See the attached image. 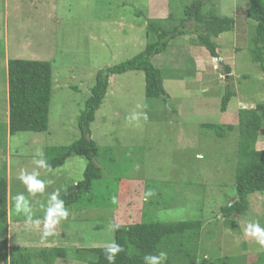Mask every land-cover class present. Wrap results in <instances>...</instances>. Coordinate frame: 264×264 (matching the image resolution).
Listing matches in <instances>:
<instances>
[{"label":"rangeland","instance_id":"rangeland-1","mask_svg":"<svg viewBox=\"0 0 264 264\" xmlns=\"http://www.w3.org/2000/svg\"><path fill=\"white\" fill-rule=\"evenodd\" d=\"M192 2L0 0V176L8 175L12 212L23 219L26 217L17 214L14 206L18 193L24 192L29 199L33 219H41L47 193L59 189L62 199L84 178L88 159L83 156H73L55 169H38L41 179L53 181L44 196H29L18 175L21 169L32 172L36 167L32 159L37 148L43 150L47 161L49 148L71 145L81 136L79 117L98 72L133 58L155 41L156 34L148 33L146 19H161L168 30L183 23L187 31L152 57L162 70L168 102L147 97L144 71L110 78L107 95L91 124L92 138L99 147L96 162L104 177L92 192L82 195L81 203L65 206L69 217L55 228L57 235L63 232L67 238L57 237L54 244L68 247L71 256L44 264H88L73 257L76 248L112 245L116 224L147 220L202 219L199 264H214L217 258L228 256L252 262L264 251L244 234L250 221L258 220L264 227V194L251 195L250 210L235 217L234 228L225 225L220 211L237 195L234 176L239 111L264 102V71L254 60L250 44L249 0L207 1L208 8L216 7L222 15L237 19L233 30L212 37L218 57L200 44L195 23L183 22L185 6ZM200 31L208 33L204 27ZM5 54L8 59L51 62L53 94L47 132L7 133ZM228 86L235 96L222 112ZM134 112L146 113L147 121L141 116L139 122H130ZM206 124L234 129L220 137ZM259 134L257 148L264 149V127ZM197 154L203 159H197ZM149 190L155 194L145 200ZM12 233L9 246L35 247L44 241L30 229L24 235L17 229Z\"/></svg>","mask_w":264,"mask_h":264},{"label":"trees","instance_id":"trees-1","mask_svg":"<svg viewBox=\"0 0 264 264\" xmlns=\"http://www.w3.org/2000/svg\"><path fill=\"white\" fill-rule=\"evenodd\" d=\"M207 1L193 0L192 3L187 4L186 18L183 22H194L196 30L198 29L200 44L206 46L214 57H218V47L212 41V37L233 30L237 19L222 15L216 7L208 8ZM137 14L142 15L140 12ZM171 15L167 18L171 19ZM248 17L251 19L252 55L264 71V0H249ZM146 20L148 33L156 34L155 41L149 42L147 48L133 58L98 72L96 82L91 88V95L79 117L81 136L71 145L48 149L50 157L47 163L51 169L63 166L73 156H83L88 159L84 178L74 183L62 196L67 207H72L77 202L81 203L82 195L92 192L96 182L104 177L103 168L96 162L99 147L92 138L91 124L107 95L110 78L115 74L141 70L146 75L148 98H161L164 102H168L170 98L162 70L153 63L152 57L163 53L171 40L186 34L187 31L183 23L179 28L168 30L164 28L161 19ZM201 27H204L208 33L201 32ZM226 68L230 69V67ZM8 83L11 135L23 131L47 132L50 126L53 94L51 62L9 59ZM234 96L235 92L228 86V91L222 99V112L227 111ZM204 126L214 130L220 137H225L234 129L231 125ZM263 127L264 102L259 103L256 108L240 109L234 176L237 195L220 207L225 225L230 228H234L236 216L246 215L250 210L251 195L255 192L264 194V149L257 148L259 132ZM9 190L8 175L0 176V264H44L43 262H54L57 258L71 256L72 253H69V248L65 246L51 248L9 246ZM13 217L18 218L14 214ZM116 225L119 227H115L114 244H118L122 250L116 255L115 264H144L145 255H158L161 251L167 254L164 264H199V250L204 229L202 219L168 222L147 220L131 225ZM107 247L76 248L73 257L87 261L88 264H109L105 252ZM214 264H264V251L257 253V258L252 262L248 259L240 261L238 257L228 256L217 258Z\"/></svg>","mask_w":264,"mask_h":264},{"label":"clouds","instance_id":"clouds-1","mask_svg":"<svg viewBox=\"0 0 264 264\" xmlns=\"http://www.w3.org/2000/svg\"><path fill=\"white\" fill-rule=\"evenodd\" d=\"M141 116L143 117V120L147 121L148 117L146 113L139 114L135 112L129 117V121L139 122ZM197 159H203L202 154H197ZM32 164L36 166L33 171L28 172L26 169H21L18 179L25 186L29 196L36 197L37 194L44 196L46 194V188L50 186L53 181L51 179L44 180L40 178V172L38 169H51V166L44 159V152L41 148L36 149L32 159ZM154 194L155 193L152 190H149L144 194L145 200ZM14 202L16 213H22L26 217V224L37 227H39L41 223L43 224L42 238L54 235L56 226L62 220H67L69 217V211L65 207L64 201L60 198L59 189L51 193H47V204L41 205L44 209V216L42 220L33 219L32 206L29 199L26 198L24 192L18 193L14 197ZM112 202L114 204L117 203V198L115 196L112 197ZM114 227L118 228L119 225H115ZM244 234L246 237L253 238L261 248H264V227L261 226L258 220L248 222L246 228H244ZM121 250L122 249L118 244H112L106 248V258L109 264H115L116 255ZM166 259L167 254L161 251L158 255H145L144 264H164Z\"/></svg>","mask_w":264,"mask_h":264},{"label":"crops","instance_id":"crops-1","mask_svg":"<svg viewBox=\"0 0 264 264\" xmlns=\"http://www.w3.org/2000/svg\"><path fill=\"white\" fill-rule=\"evenodd\" d=\"M6 56V59H5V63H6V67H7V76H8V62H9V59L7 57V54H5ZM199 59V58H198ZM198 66H200L199 63H197ZM202 65V63H201ZM6 97H7V101H8V122H7V133L11 135L10 133V128H9V125H10V105H9V83H8V77H7V90H6ZM9 179V178H8ZM9 187H10V181H9ZM11 189L9 190V200H10V204H9V210H10V220H9V228H8V239H9V243L12 245V231L15 229H17V232H22V234L24 235L25 232H27L29 229L31 230V232H33L34 234H36L37 236L39 235V237H42V233H43V224L41 223V225L39 227L37 226H34V225H28L25 223V219H23L22 217H18V218H13V214H12V209H11ZM43 218L41 217V220ZM66 222V221H64ZM13 225L15 226V228L13 227ZM67 226V225H66ZM70 227H73L72 225ZM14 228V229H13ZM56 230V229H55ZM42 231V232H41ZM60 239H65L67 238L66 234L65 233H56L55 231V234L52 235V236H49L47 238H43L44 241H43V244L42 245H36L34 248H51V247H55V246H59L56 244H54L56 241H58V238ZM37 239V237H36ZM16 247L18 246L17 244L16 245H13V246H10V247ZM34 245H23V246H20V247H32Z\"/></svg>","mask_w":264,"mask_h":264}]
</instances>
